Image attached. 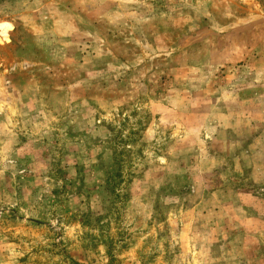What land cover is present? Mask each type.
Here are the masks:
<instances>
[{"label":"rangeland","instance_id":"1","mask_svg":"<svg viewBox=\"0 0 264 264\" xmlns=\"http://www.w3.org/2000/svg\"><path fill=\"white\" fill-rule=\"evenodd\" d=\"M0 264H264V0H0Z\"/></svg>","mask_w":264,"mask_h":264},{"label":"bare ground","instance_id":"2","mask_svg":"<svg viewBox=\"0 0 264 264\" xmlns=\"http://www.w3.org/2000/svg\"><path fill=\"white\" fill-rule=\"evenodd\" d=\"M0 43H1V41H0Z\"/></svg>","mask_w":264,"mask_h":264}]
</instances>
